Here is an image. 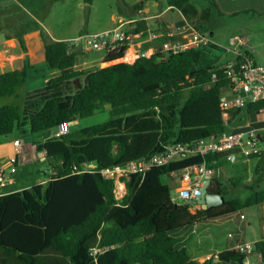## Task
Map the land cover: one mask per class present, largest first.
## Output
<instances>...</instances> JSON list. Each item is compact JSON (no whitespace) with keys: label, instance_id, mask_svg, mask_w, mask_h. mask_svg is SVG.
<instances>
[{"label":"trees","instance_id":"obj_1","mask_svg":"<svg viewBox=\"0 0 264 264\" xmlns=\"http://www.w3.org/2000/svg\"><path fill=\"white\" fill-rule=\"evenodd\" d=\"M202 1L217 9L215 0H169L168 4L178 11L188 9L191 18L196 13L191 3ZM83 2L88 5L92 0ZM134 9L142 7L134 5ZM133 25L126 33L147 37L145 20ZM39 36L45 67L55 74L41 89L25 94L22 105L0 106V138L8 139L13 131L36 134L59 128L102 113L105 106L110 118L33 144L53 173L44 183L0 193V264H212L211 259L202 263L191 259L171 234L192 229L197 240L208 241L214 220L264 205V189L256 187L242 199L228 198V185L212 178L208 192L220 194L223 204L193 209L172 201L168 175L177 183L184 169L201 163L215 171L229 165L226 153L191 155L122 177L125 194L119 200L115 180L101 171L147 160L168 145H191L224 133L229 121L242 113L256 115L264 101L222 110L219 97L229 80L218 68L223 62L194 70L202 47L178 53L159 49L124 63L127 45L117 43L104 55L106 66L77 69V49L68 51L66 42L53 41L40 30ZM170 40L174 38L164 35L158 42ZM17 41L25 52L22 36ZM234 58L239 60L230 59ZM30 69L33 66L24 60L21 69L0 73V99L17 97ZM262 156L264 151L249 159ZM241 182L242 178L228 179L231 186ZM92 248L101 252L92 256ZM252 252L264 262V239L254 242L248 253L231 249L217 257L223 264H242Z\"/></svg>","mask_w":264,"mask_h":264},{"label":"rangeland","instance_id":"obj_2","mask_svg":"<svg viewBox=\"0 0 264 264\" xmlns=\"http://www.w3.org/2000/svg\"><path fill=\"white\" fill-rule=\"evenodd\" d=\"M169 0H92L91 4H85L83 0H0V73L15 68H21L23 61L26 59L28 47L31 48V42L29 36L24 38L25 52L20 48L17 38L23 36L32 28L37 27L44 34L53 36L55 38H64L67 41L75 40L84 36H92L103 31L108 33L120 25L119 19L123 17L126 20H131L125 26L120 27L121 31L128 32L131 30L137 19L142 16H152L160 11L162 8H166ZM134 5H140L142 9H134ZM196 11L202 16L203 31L212 41H217L219 44H223L225 49H232L230 45V38L233 36L242 37L246 42V48L250 53L254 61L258 63H264V17H257L253 14H242L237 16L220 15L216 12L212 5L208 2H193ZM205 5L208 10L203 9ZM201 6V7H200ZM143 13H139L142 11ZM181 12V11H180ZM188 9L183 10L181 13L189 18ZM175 16L178 15L176 9H174ZM171 16V14H167ZM161 21V20H160ZM160 25L158 19H149L150 31L157 29ZM212 33L210 36L209 33ZM248 34L246 37L245 34ZM130 34V33H127ZM131 35V34H130ZM167 36V35H165ZM7 37H12L7 39ZM168 37H164L166 40ZM143 41L141 44L140 41ZM147 38L132 39L131 51L137 53L144 52L147 46L154 47L157 51L162 49L163 46L160 42L155 40H149L150 43H146ZM129 42V41H128ZM145 42V43H144ZM140 44L139 46L137 44ZM137 45V46H136ZM28 46V47H27ZM103 53L102 51H100ZM150 52L146 50L148 55ZM86 55V54H85ZM228 52L225 57H229ZM131 58L132 56H126L125 58ZM222 57V58H225ZM134 58L132 57V60ZM203 58L200 60L202 64ZM121 62L127 63L126 59ZM199 64V65H201ZM106 66L103 64L102 67ZM55 72L45 67V64H39L34 69H30L27 73V79L24 85L17 90V97H7L0 99V106L15 103L22 105L23 97L27 93H32L41 89L47 78L54 76ZM109 116V107L105 106V110L102 113H97L93 116L79 120L66 128L79 129L89 126H93L107 121ZM236 125L235 120L229 121L225 126L227 133L232 132V128ZM64 130V129H62ZM59 131V128H53L47 131H43L36 134H20L17 131H13L6 138H0L1 144H7L12 142L14 138L20 142V153L18 155L17 165L15 166V173L8 179L6 185L13 186L30 185L36 183L39 178H44L48 175V165L45 160H40L36 152L31 146L37 142H42L47 138L53 137L55 133ZM260 149L264 151V142H260ZM6 161V160H5ZM242 161L233 163L231 165H225L222 168H217L214 171V176L218 180L222 181L225 185H228V198H244L256 187L252 186L246 181L247 178L255 176L259 171H264V158H254L247 160V163L243 164ZM242 178V182L237 186H231L228 183V179ZM259 179V178H258ZM258 189H264V179L257 181ZM118 180L116 181L115 191L116 194L122 188ZM119 189V190H118ZM171 196H176V189H171ZM251 208L241 211L245 215ZM236 215V214H235ZM235 215L229 217H223L214 220L213 223V238L210 241H200L195 238H191L187 244V250L189 256L197 258L200 254H204L206 250L212 248H219L225 250L223 247L224 241L227 238V232L235 231L233 227L232 218ZM185 230H182V233ZM175 234H171L173 238ZM219 244V245H216ZM197 252V253H194ZM254 252L247 254L245 263L250 264H262L259 258ZM0 258L2 255L0 253Z\"/></svg>","mask_w":264,"mask_h":264},{"label":"built area","instance_id":"obj_3","mask_svg":"<svg viewBox=\"0 0 264 264\" xmlns=\"http://www.w3.org/2000/svg\"><path fill=\"white\" fill-rule=\"evenodd\" d=\"M147 39L158 42L162 36L156 33H147ZM140 37L130 35L116 27L108 33H102L92 36H84L75 40L67 41L68 51L80 49L87 53L89 51H102L107 53L112 50L116 44H126L131 46V40ZM129 41V42H128ZM150 42V41H149ZM163 50L171 52H181L191 48L205 47L209 44V39L198 32L193 31L187 40H170L160 42ZM154 47L150 46V50ZM126 56H132L134 59L127 62L132 63L138 56L148 57L146 51L139 53H127ZM234 57L239 60L228 59L218 68L224 70L226 78L229 80L228 86L224 88L219 97V107L222 110L234 111L243 109L248 104L264 101V64H256L251 57L244 52H234ZM214 78V76H213ZM258 116L264 117V107L257 112ZM66 127V126H65ZM59 127L57 135L67 132L66 128ZM64 129V130H62ZM264 134V128L261 129H240L230 133L224 132L217 135L199 139L195 143L168 145L161 153L151 156L144 161H132L124 166H116L112 169H105L101 174L107 178L118 180L122 186L115 197L121 199L125 194L124 183L121 178H129L130 175L145 173L152 167L164 166L173 160L183 159L191 155H199L204 157L209 154L223 155L225 161L233 164L239 161H247L252 156L261 155L262 149L259 144L261 142L260 135ZM13 145L18 146L19 141H14ZM40 160H44L45 156L42 152L37 153ZM15 158H9L0 164V193L1 189L8 183V179L15 173ZM214 170L206 167L205 163L186 168L182 171L180 179L175 183L176 196L172 197V201L177 204H185L187 200L194 201L199 193L200 187L203 185L206 175H213ZM192 205V204H190ZM193 209L196 208L192 205ZM192 209V210H193ZM242 217V216H241ZM230 236V234L228 235ZM254 243H245L236 248L237 251L248 253L252 250ZM101 249L92 248L90 254L96 256Z\"/></svg>","mask_w":264,"mask_h":264},{"label":"crops","instance_id":"obj_4","mask_svg":"<svg viewBox=\"0 0 264 264\" xmlns=\"http://www.w3.org/2000/svg\"><path fill=\"white\" fill-rule=\"evenodd\" d=\"M215 4L217 6L216 12H218V14L220 15H228V16H233V17L237 15H242V14L249 15V14H253V12H249L253 10V11H260L262 13L259 15L257 14H253V15H257V17H261V16L264 17V0H215ZM202 7L206 11L208 10V8L205 5H203ZM174 9L175 8L171 7L167 2L166 8H162L160 11H158L156 14L152 16H142L141 18L137 20L143 19L146 21V24L148 27L147 33L148 32L156 33L161 36L170 35L172 36V38L178 39V40H187L192 35L193 31L206 36L209 39V44L205 47H202V53H201V58H200V60L203 58L202 64L199 61L194 66V70L205 69L212 65L225 62L226 60L234 57V52L235 53L244 52V53H247L251 57L248 50L246 48L245 49L243 48V47H246V42H244V39H242V37L232 36L230 38V45H232V49L231 50L225 49V46L223 44L221 43L219 44L217 41L210 40V38L203 32L205 30H203L204 29L203 21H201L202 16L197 11L195 13V16L188 18L187 16L181 13L182 11L180 12L178 10H177L178 15L175 16ZM141 12L143 13V10L139 11V13ZM168 13L171 14L170 17L167 16ZM150 18L158 19L160 22L159 27L152 31H150L149 26H148ZM119 21L121 22L119 27H123L127 23L131 22V20H126L123 17H121ZM102 33L104 32L101 31L98 34H102ZM248 34L249 33L245 34L246 37H248ZM26 35H35L36 36L35 38L37 40L36 41L37 45L35 48L37 47L39 48L38 51H36L33 55L31 52V48L27 46L28 49H27V55L25 56L26 58L25 60L28 62L29 65H32L34 69L37 65L44 63L43 43L39 36V30L27 32L26 34L22 36L23 40ZM93 35H97V34H93ZM209 35L211 36L212 33L210 32ZM49 38L53 41L67 42V40H65L64 38H55L53 36L51 37L49 36ZM139 38L140 37H137L134 39H139ZM142 42L143 41L141 40L139 43L141 44ZM145 42L150 43L148 39ZM139 43L137 44L138 46L140 45ZM132 47H133L132 44L131 46L127 47L126 52L127 53H132V52L137 53L136 52L137 50L131 51ZM146 50L150 52L147 56H149L151 53L155 51L154 48L150 50V46H147L144 51ZM77 51L80 53L78 57L77 69L96 67V66L102 67V65L105 64L103 62L104 55H105L104 52L101 53L100 51H89L85 53L80 49H77ZM228 52H230V56L225 57V55ZM222 57H225V58H222ZM251 59L256 64H264V63H258L254 61L252 57ZM21 68H15V69H21ZM73 123L74 122L69 123L65 126L66 127L72 126ZM246 128H252V129L264 128V117L258 116V115H251V114L246 115L245 113H242L240 115V118L236 120V125L232 128V131L246 129ZM54 136H57V133H55ZM260 139H261V143L264 142V134L260 135ZM16 140L19 141L18 139H13L12 142H9L7 144L0 143V164L9 158H15L16 165H17L18 155L21 151L20 150L21 144L19 142L18 146L13 145L14 141ZM31 147L35 151L34 146H31ZM262 158H264V156H262ZM241 163L245 164L247 163V161H242ZM48 171H49L48 172L49 176H45L44 178L37 179L36 183L33 185L41 184V183L48 181L51 178L50 175H52L53 173L50 169ZM212 178H215L216 182L219 185H225L222 181L218 180L217 177L214 176V174ZM258 178L264 179V171L261 170L257 172L255 176H251L250 178H247L246 181L249 182L252 186L258 187V183H257V181L259 180ZM9 187L10 185H5L1 189V192L3 194L17 192V191L30 187V185L27 184V185H22V186H13L11 188ZM235 214H233L235 215V217L232 218V222H233V227L236 230L227 232L226 236L228 239H226L223 244V247L225 250H231V249L236 250L238 246L243 245L245 243H254L260 239H264V205L251 207L250 211L246 215L242 212L235 213ZM184 230L185 231H183L182 233H180L182 230L175 232L173 240L178 248H184L187 251V253H189L186 248L187 244L190 242L191 238H195V237L192 233V229H184ZM229 234L230 236H228ZM212 238H213V234H212V237L208 241H210ZM216 245H219V244L216 243ZM225 250L215 247V248L206 250L204 254H200L199 256H197L196 259L191 256L190 257L191 259L197 262H200V263H202L206 259H211L212 264H223L218 261L217 255L221 251H225ZM194 253H197V252H194ZM256 256L258 257V255ZM252 260L253 259H250V264H252ZM261 263L264 264V262H261ZM231 264H236V263H231ZM242 264H247V263L243 261Z\"/></svg>","mask_w":264,"mask_h":264},{"label":"water","instance_id":"obj_5","mask_svg":"<svg viewBox=\"0 0 264 264\" xmlns=\"http://www.w3.org/2000/svg\"><path fill=\"white\" fill-rule=\"evenodd\" d=\"M90 168H94V165H89ZM169 177V188L174 189L175 188V181L171 175H168ZM212 175H206L203 185L199 189V193L197 198L194 201L187 200L185 202V205H195L196 209H207L211 207H217L223 204V198L220 194H214L208 192V186L210 183V180L212 179Z\"/></svg>","mask_w":264,"mask_h":264},{"label":"bare ground","instance_id":"obj_6","mask_svg":"<svg viewBox=\"0 0 264 264\" xmlns=\"http://www.w3.org/2000/svg\"><path fill=\"white\" fill-rule=\"evenodd\" d=\"M36 36L35 35H31V36H29V39L31 40L32 38L34 39L32 42H31V52H32V54L34 55V53L36 52V51H38V47L37 48H35L36 47V45H37V40H36V38H35ZM130 57V56H129ZM124 59H126L127 61H131L132 60V57L129 59L128 57L127 58H124ZM119 190V189H118Z\"/></svg>","mask_w":264,"mask_h":264},{"label":"clouds","instance_id":"obj_7","mask_svg":"<svg viewBox=\"0 0 264 264\" xmlns=\"http://www.w3.org/2000/svg\"><path fill=\"white\" fill-rule=\"evenodd\" d=\"M213 176V175H212Z\"/></svg>","mask_w":264,"mask_h":264}]
</instances>
